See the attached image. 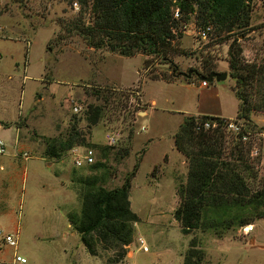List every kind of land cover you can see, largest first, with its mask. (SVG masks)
<instances>
[{"label": "rangeland", "instance_id": "374dc122", "mask_svg": "<svg viewBox=\"0 0 264 264\" xmlns=\"http://www.w3.org/2000/svg\"><path fill=\"white\" fill-rule=\"evenodd\" d=\"M82 10L81 0H0V234L17 232L15 250L0 239V264H10L14 253L26 264H182L180 254L188 249V239L202 254L198 264H264V219L253 216L261 210L251 211L253 229L247 235L233 222L234 208L226 214L205 210L202 222L215 224L214 229L191 231L188 237L172 218L187 163L173 146L179 116L161 108L173 111L190 96L183 85L195 81L193 75L188 81L151 80L168 78L171 66L154 57L125 58L86 47L77 34L65 30L87 23L89 14ZM193 22L190 17V26ZM235 39L243 63L264 60V0L253 1L249 28ZM232 40L211 33L200 41L193 33H181L175 45L186 55L170 61L179 73L200 71L207 61L214 72L226 74L224 81L209 86L225 93L235 84L226 53ZM130 87L142 92L144 103L155 100L154 114L139 107L140 113H148H139L133 122L121 117L116 91ZM88 106L99 109L94 126L85 121ZM140 127L144 131L139 132ZM107 128L120 132L112 147L103 145ZM73 133L84 143L61 149ZM219 142V159L238 167L250 193L257 191L264 167L262 141L243 146L224 134ZM83 148L95 151L96 162L75 168L72 151L79 154ZM252 148L256 156L250 155ZM48 150L56 156L47 155ZM135 166L128 201L138 221L131 224L124 257L118 261L119 252L106 249L94 236L95 255H88L68 221L78 220L81 197L88 189L119 188ZM156 201L169 204L160 217L151 215ZM225 221H232L230 228L223 229ZM138 230L148 253L139 250ZM127 252L132 253L130 260Z\"/></svg>", "mask_w": 264, "mask_h": 264}, {"label": "trees", "instance_id": "16d2710c", "mask_svg": "<svg viewBox=\"0 0 264 264\" xmlns=\"http://www.w3.org/2000/svg\"><path fill=\"white\" fill-rule=\"evenodd\" d=\"M254 0H81L83 12H88L87 23H79L68 33L77 34L85 46L93 50H105L109 54L130 58L135 55L154 57L161 64L171 66L168 78L151 77L166 83L175 81L179 75L170 61L172 56H185L176 42L181 38L182 26L190 17L196 29L211 27L216 37L233 38L227 48V66L235 84L230 87L237 100L235 119L252 130L257 129L250 120L251 114L264 115V60L258 64L243 63L239 58L236 39L249 28L250 13ZM177 10L178 19L173 18ZM79 17L81 13L79 12ZM207 61H202L199 76L214 72ZM190 80V78L188 79ZM187 80V81H188ZM104 94H109L107 91ZM99 117L97 107L88 106L85 121L94 126ZM210 117H186L173 135L175 150L186 159L185 185L177 191L178 207L172 218L181 235L191 231L214 229L215 224L203 223L207 209H220L226 214L236 210L233 222L237 227L251 226L250 213L261 210L255 217L264 219V167L259 189L250 193L237 168L221 161L218 145L224 136L219 127L206 131L194 128ZM87 126V128H88ZM74 143L83 144L76 133L68 136L61 149L68 150ZM239 145H243L238 143ZM238 152V156H239ZM55 157V151H47ZM238 157L237 160H239ZM92 166V165H91ZM241 166V165H240ZM136 166L126 175L119 188L88 189L81 197L80 216L70 219V227L76 232L88 255H95L92 236L95 240L124 257L125 247L131 242V224L138 221L129 209L128 192L130 179ZM232 221H225L223 229L230 228ZM193 241L188 242L182 264H198L201 253Z\"/></svg>", "mask_w": 264, "mask_h": 264}, {"label": "built area", "instance_id": "2783aa9c", "mask_svg": "<svg viewBox=\"0 0 264 264\" xmlns=\"http://www.w3.org/2000/svg\"><path fill=\"white\" fill-rule=\"evenodd\" d=\"M173 18L178 19V13L175 9L173 11ZM189 24V23H188ZM182 26V33L188 32L193 33L197 39L200 41L206 40L208 35L211 32V27L207 26L201 29L196 30V28L191 24ZM192 27V28H191ZM196 30V31H195ZM195 81H189L188 84L190 86H198L200 88L208 87L209 83L205 80H198L195 76H193ZM117 95L119 96V101L116 103L118 105V112L120 113L122 118H127L128 121L133 122L134 117L140 113V110H137L139 107L153 108L152 103H143L141 101V92L137 87H130L126 89L117 90ZM73 112H78L77 108H73ZM215 127H219L224 134L231 136L236 143H241L244 145H249L253 141H262L260 148L261 155V164L264 165V130H252L247 128L242 120L238 119H224L220 117L212 118L211 120H205L201 124H197L194 128L195 131H206L209 129H213ZM144 131L142 127L139 128V132ZM120 136V132L116 128H107V131L103 134V145L105 147H112L116 145ZM4 151V144L0 141V154ZM81 152L77 154L76 150L73 149L74 158H73V166L75 168L89 167L96 162V154L95 151L91 148H83L80 149ZM256 149L252 148L250 150L251 156H256ZM25 157V155H23ZM253 229V228H252ZM252 229H249V226L242 228L243 234L247 235L252 232ZM1 241L6 244L8 247L13 250L16 249L17 245V232H14V235H2L0 234ZM139 250L146 252L147 248L144 245L141 239H138ZM10 264H26L24 258L13 254Z\"/></svg>", "mask_w": 264, "mask_h": 264}, {"label": "crops", "instance_id": "0c3cea01", "mask_svg": "<svg viewBox=\"0 0 264 264\" xmlns=\"http://www.w3.org/2000/svg\"><path fill=\"white\" fill-rule=\"evenodd\" d=\"M159 81L163 82L161 80ZM183 88H185L186 90H188V92H190V96L187 97L184 100V102L181 103L180 106L173 109V111H168V110H165L164 108H161L162 109L161 111H164L170 114H176L177 116H179L178 121H177V128L182 123L183 118H186V117H210V118L220 117L224 119L235 118L236 111H237V100L235 99L230 88L225 93H223L220 89L216 87H211L209 85L206 88H200L198 86H190L189 84H184ZM141 101L143 102L142 95H141ZM149 103L153 104V108L156 106V102L153 99H151ZM153 108H148L150 114H154L155 110H153ZM147 113L148 112L146 109L140 114L146 115ZM250 120L252 124L256 126L257 128H264V115L251 114ZM60 186L63 189L67 190L65 185L63 186L60 184ZM157 203L158 202L156 201L154 205L152 206L156 207L158 205ZM167 209H169V204H165L163 206L158 205V207L152 211L151 215L154 217H160V215L165 213ZM158 222H159L160 227H162L163 225L161 224V222L160 221ZM136 233H137L136 234L137 239L138 238L142 239L140 231L138 230ZM188 236L189 235H186L184 237H188ZM223 239L225 238H222L219 240L222 241ZM188 242H189V239H188ZM153 248L156 251V248H157L156 243H154ZM146 252L148 253V250ZM127 256L128 257H125V258L127 260H130L132 257V253L127 252ZM180 260L182 263L183 256L181 254H180Z\"/></svg>", "mask_w": 264, "mask_h": 264}, {"label": "water", "instance_id": "95a60500", "mask_svg": "<svg viewBox=\"0 0 264 264\" xmlns=\"http://www.w3.org/2000/svg\"><path fill=\"white\" fill-rule=\"evenodd\" d=\"M191 75L195 76L198 80H205L207 83L211 82H220L224 81L226 79V74L223 73H217L212 72L205 76H199L195 71H188L187 73H179L178 77H181L185 80H188Z\"/></svg>", "mask_w": 264, "mask_h": 264}, {"label": "bare ground", "instance_id": "6f19581e", "mask_svg": "<svg viewBox=\"0 0 264 264\" xmlns=\"http://www.w3.org/2000/svg\"><path fill=\"white\" fill-rule=\"evenodd\" d=\"M249 229H252V227H251V226H249Z\"/></svg>", "mask_w": 264, "mask_h": 264}]
</instances>
